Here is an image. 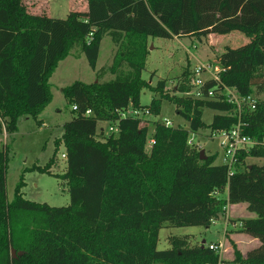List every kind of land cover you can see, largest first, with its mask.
Returning a JSON list of instances; mask_svg holds the SVG:
<instances>
[{"label":"trees","instance_id":"16d2710c","mask_svg":"<svg viewBox=\"0 0 264 264\" xmlns=\"http://www.w3.org/2000/svg\"><path fill=\"white\" fill-rule=\"evenodd\" d=\"M87 5L85 12L56 19L30 13L25 0H0V135L14 134L20 118L37 121L52 100L50 77L72 51L95 70L102 38L115 46L111 63L96 71L95 81L61 89L77 110L62 125L49 161L26 168L58 176L50 168L62 146L66 168L59 177L68 184V205L25 199L23 177L8 201L10 144L0 149V264H217L218 254L206 245H189L176 236L170 248L157 249L158 234L164 225L208 227L227 203H247L256 217L240 220V229L260 242L246 258L233 245L234 261L264 264V165L243 162L264 158V148L240 151L242 163L229 175L226 165L215 163L216 154L201 160L187 143L191 133L230 130L238 122L243 134L264 138V101L256 100L254 108L243 104L238 112L224 91L233 89L241 98L264 96V0H87ZM233 31L249 35L250 42L245 48L224 47L216 59L224 69L222 84L206 82L202 98L170 95L165 80L151 86L141 77L148 37L201 39ZM106 72L113 76L102 81ZM184 76L182 82L188 70ZM143 89L159 93L151 113L167 100L188 122V128L156 122L149 151L148 126L118 114L145 108ZM204 109L216 112L208 124ZM101 122H117L119 132L104 136ZM11 248L22 254L13 258Z\"/></svg>","mask_w":264,"mask_h":264},{"label":"rangeland","instance_id":"374dc122","mask_svg":"<svg viewBox=\"0 0 264 264\" xmlns=\"http://www.w3.org/2000/svg\"><path fill=\"white\" fill-rule=\"evenodd\" d=\"M28 11L32 14H44L51 18L65 19L71 9L74 0H25ZM87 3V0L85 1ZM250 42V36L242 31H233L226 34H209L201 39L177 38L171 39L148 37L149 54L145 61V67L141 77L155 86L159 80H165V91L170 95L182 97H192L193 69L201 63L213 64L217 56L223 52L225 46L231 48H245ZM114 44L111 39L104 36L100 42L99 55L96 61V68L93 70L86 57L79 55L78 51H72L65 59L60 61L50 77V91L52 100L39 114L37 121L33 118H20L17 124V131L12 135L3 133L0 135V149L3 145L10 144L8 151V167L6 171V194L8 201H12L14 191L20 178L23 177L22 187L23 197L27 200L46 203L49 206H66L70 202L68 184L66 180L59 177L65 171L64 148L60 146L57 151L56 162L51 166L50 172L57 174L50 175L39 171L26 170L34 165H45L53 151L54 140L62 135V125L71 120L74 113L71 106L65 101L61 89L75 81L90 83L96 79V71L101 67L109 65L110 56L114 54ZM190 73L186 82L184 73ZM264 72V69H262ZM113 75L106 72L102 81H108ZM180 84H187L186 91L177 90ZM153 97L158 98L159 93L150 89H143L140 96V104L150 108ZM216 112L211 109H204L202 119L205 123H210ZM164 120L171 122L172 126H182L188 128V122L175 111V104L167 100H162L157 113H151L143 125L148 126V140L154 132L155 123H163ZM107 122H101L98 127L107 136ZM199 132V133H198ZM196 136L192 137V147L204 151V155L216 154L215 163H222L223 147L219 139L209 137L210 130L201 129ZM145 149L149 151L146 143ZM264 165V158H247L245 164ZM227 197V192L221 194ZM215 219L208 227L188 226V227H168L164 225L159 230L157 249L165 250L170 248V238L176 236L180 240H185L189 245H208L209 242L224 243V252H230L228 238L224 235L222 216ZM226 243V245H225ZM233 248V245H232ZM17 252V251H16Z\"/></svg>","mask_w":264,"mask_h":264},{"label":"built area","instance_id":"2783aa9c","mask_svg":"<svg viewBox=\"0 0 264 264\" xmlns=\"http://www.w3.org/2000/svg\"><path fill=\"white\" fill-rule=\"evenodd\" d=\"M224 69L217 64L215 61L213 64L210 63H201L196 66L192 71V80L190 81L192 87L191 96L193 98H202V88L208 81H214L218 84H222L220 74ZM225 91V99L227 102L234 103L236 105L237 111L240 112V109L243 104L247 105L250 108H254L256 100L264 101V96L252 97L247 96L246 98H241L233 89H229L224 87ZM214 92L212 89L207 91V96H213ZM72 110H77V106L73 105ZM86 115H90L91 111L87 110L85 112ZM120 118H131L137 119L140 121V125H143V122L146 118L151 114L149 108H133L128 107L123 110L118 111ZM107 133L117 134L119 132V127L116 123H107ZM163 124L167 126H172L171 122L168 120H164ZM153 134V133H152ZM196 136V133H191L188 139V145L191 146L192 137ZM211 139H219L220 145L223 147V160L221 164H224L228 167L229 175H232L235 172V167L238 164H241V160L239 159L240 151L248 152L252 148L261 147L264 148V138L261 140H257L250 136H247L242 133L241 123L238 122L233 128L230 130H221L217 132H211L209 134ZM155 143L154 138L151 137L147 140V144L149 148ZM65 157V154H63ZM246 159L243 160L245 162ZM213 219L212 221H214ZM211 221V222H212ZM229 222V221H228ZM241 223L239 222V227ZM210 250H213L218 254L219 260L217 264H224L222 259V254L224 252V243L222 242H213L206 245Z\"/></svg>","mask_w":264,"mask_h":264},{"label":"crops","instance_id":"0c3cea01","mask_svg":"<svg viewBox=\"0 0 264 264\" xmlns=\"http://www.w3.org/2000/svg\"><path fill=\"white\" fill-rule=\"evenodd\" d=\"M85 1L86 0H74L75 3H73L72 6H75V8L71 9V11H82V12L87 11L88 5L87 3H85ZM112 57L113 55H111L109 58L110 62L112 60ZM221 216L223 218L222 224L225 230L224 235L225 237L228 238V242H229L228 245L230 246L229 249L230 252H228V247H227L225 254H222V259L224 261V264H239L234 261L235 256L232 245H234L235 248L240 252L242 258H246V254L250 250L258 247L260 244L257 238L250 236L249 234H247L246 232L240 229L239 221L242 219L254 218L256 217V215L247 209V203H236V204L227 203V205L224 208V213ZM219 218L220 217L216 219ZM213 242L214 241H211L209 243H213Z\"/></svg>","mask_w":264,"mask_h":264},{"label":"water","instance_id":"95a60500","mask_svg":"<svg viewBox=\"0 0 264 264\" xmlns=\"http://www.w3.org/2000/svg\"><path fill=\"white\" fill-rule=\"evenodd\" d=\"M199 155H200V159L201 160L206 158V156L204 155V151L203 150L199 151ZM202 247H204L203 243H202ZM10 252H11V256L13 258H15L17 255H21L22 254L21 251L16 252V250L14 248H11Z\"/></svg>","mask_w":264,"mask_h":264}]
</instances>
